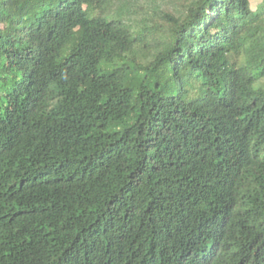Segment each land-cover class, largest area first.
Masks as SVG:
<instances>
[{
  "label": "trees",
  "instance_id": "1",
  "mask_svg": "<svg viewBox=\"0 0 264 264\" xmlns=\"http://www.w3.org/2000/svg\"><path fill=\"white\" fill-rule=\"evenodd\" d=\"M0 264H264V0H0Z\"/></svg>",
  "mask_w": 264,
  "mask_h": 264
},
{
  "label": "rangeland",
  "instance_id": "2",
  "mask_svg": "<svg viewBox=\"0 0 264 264\" xmlns=\"http://www.w3.org/2000/svg\"><path fill=\"white\" fill-rule=\"evenodd\" d=\"M252 7L256 6L261 0H250Z\"/></svg>",
  "mask_w": 264,
  "mask_h": 264
}]
</instances>
